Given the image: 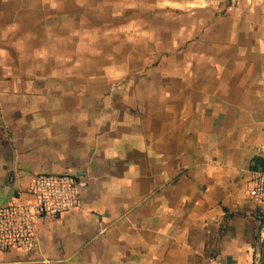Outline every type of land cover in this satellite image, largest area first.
Listing matches in <instances>:
<instances>
[{
  "label": "crops",
  "instance_id": "crops-1",
  "mask_svg": "<svg viewBox=\"0 0 264 264\" xmlns=\"http://www.w3.org/2000/svg\"><path fill=\"white\" fill-rule=\"evenodd\" d=\"M264 0H0V206L86 182L0 264H264Z\"/></svg>",
  "mask_w": 264,
  "mask_h": 264
},
{
  "label": "built area",
  "instance_id": "built-area-1",
  "mask_svg": "<svg viewBox=\"0 0 264 264\" xmlns=\"http://www.w3.org/2000/svg\"><path fill=\"white\" fill-rule=\"evenodd\" d=\"M84 180L72 174H37L29 181V199L15 198L0 206V250L37 246L35 224L81 205ZM250 200L264 208V170L254 171L248 190Z\"/></svg>",
  "mask_w": 264,
  "mask_h": 264
},
{
  "label": "water",
  "instance_id": "water-1",
  "mask_svg": "<svg viewBox=\"0 0 264 264\" xmlns=\"http://www.w3.org/2000/svg\"><path fill=\"white\" fill-rule=\"evenodd\" d=\"M262 245H261V243L259 244V259H258V262H257V264H260V261H261V257H262Z\"/></svg>",
  "mask_w": 264,
  "mask_h": 264
},
{
  "label": "trees",
  "instance_id": "trees-1",
  "mask_svg": "<svg viewBox=\"0 0 264 264\" xmlns=\"http://www.w3.org/2000/svg\"><path fill=\"white\" fill-rule=\"evenodd\" d=\"M263 254H264V249H263Z\"/></svg>",
  "mask_w": 264,
  "mask_h": 264
}]
</instances>
